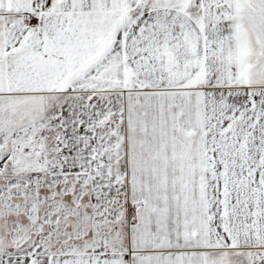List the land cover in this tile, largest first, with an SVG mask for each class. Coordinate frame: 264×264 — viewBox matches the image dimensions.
Returning a JSON list of instances; mask_svg holds the SVG:
<instances>
[{"label":"snow or ice","instance_id":"snow-or-ice-1","mask_svg":"<svg viewBox=\"0 0 264 264\" xmlns=\"http://www.w3.org/2000/svg\"><path fill=\"white\" fill-rule=\"evenodd\" d=\"M0 264H264V0H0Z\"/></svg>","mask_w":264,"mask_h":264}]
</instances>
